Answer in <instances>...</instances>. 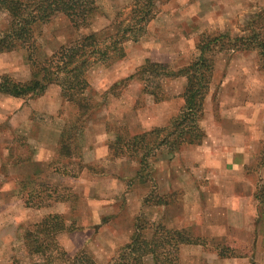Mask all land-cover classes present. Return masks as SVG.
<instances>
[{
    "label": "crops",
    "instance_id": "1",
    "mask_svg": "<svg viewBox=\"0 0 264 264\" xmlns=\"http://www.w3.org/2000/svg\"><path fill=\"white\" fill-rule=\"evenodd\" d=\"M130 48L126 47L128 54ZM140 52L142 54L135 56L138 59L132 67L121 65V70L116 69L119 78L132 74L134 68L147 59L179 65L175 52L163 55L154 54L152 50ZM251 53L256 57L258 55L255 52H239L227 66L220 84L218 120L210 100L205 103V97L200 124L205 131L202 142L183 145L177 152L163 150V154L157 153L159 159L156 158L152 165L157 194L165 196L169 202L151 205V211L160 214L165 227L187 229L194 237L207 242L181 244L176 264H264V205L255 195L257 187L264 185V163H259L264 136V95L256 102L257 106L253 104L250 95L254 68L247 61ZM179 81L180 88L173 93L179 97L173 99L170 91L169 100L154 102L150 99L149 105L139 110L141 112L132 110L126 118L119 114L117 119L128 124L131 130L137 128L131 135L166 126L177 110L173 101L180 99L179 105L183 104L184 80ZM129 82V85H135L134 80ZM259 85L264 93L262 78ZM3 97L17 107L7 120L6 134L10 135L27 122L33 110L56 116L63 104L61 91L52 84L27 104H23L18 97ZM33 127L36 129L33 135L35 154L29 159L7 163L4 172L0 161V235L6 238V234L8 239L11 238L9 228L4 226L13 216H19L22 209L33 212L37 217L35 222L48 214H59L65 221H72L73 216H78L77 209L81 206H75L66 197L46 198L48 204L40 207L25 205V198L20 194L21 183L31 182L33 177L40 176L53 191L56 187L67 189L71 194L84 198L85 206L82 207L90 211L89 215L84 214L93 219V224H99L94 236L104 252L103 257H109L117 247L130 240L135 218L143 209V199L153 189L144 181H139L137 159L110 158L107 148L111 134L107 132L105 122L98 121L83 130L85 146L74 171L69 165L70 160H60L63 159L59 144L61 132L44 122H36ZM4 152L8 153L7 147ZM97 167L101 170L95 171ZM177 188L181 195L175 201L170 196ZM13 202L20 203L15 211ZM96 218L98 222L94 221ZM89 230L91 228H83L71 234L69 245H65L67 251L74 253L83 248L87 244ZM152 232V229L145 230L147 237ZM228 238L250 245L252 253L237 257L219 256L215 247L224 244ZM10 253L11 241L0 240V259ZM96 261L99 262L98 257ZM142 264L155 262L148 254L143 256Z\"/></svg>",
    "mask_w": 264,
    "mask_h": 264
},
{
    "label": "trees",
    "instance_id": "2",
    "mask_svg": "<svg viewBox=\"0 0 264 264\" xmlns=\"http://www.w3.org/2000/svg\"><path fill=\"white\" fill-rule=\"evenodd\" d=\"M98 0H0V17L4 25L0 29V52L15 49L24 50V58L30 67V77L25 81H16L8 74L0 76V93L23 98L38 96L45 92L47 86L56 84L61 95L76 107L74 121L60 129V155L71 158V142L74 132L84 127L85 118L99 105L87 97L89 88L87 72L97 64L108 65L125 56L124 43L137 35L153 18L154 0H132L127 18H116L100 31L79 33L76 38L61 44L50 55L38 60L36 57L40 45L37 37L39 29L52 18L62 15L71 26L79 31L90 26L99 12ZM119 16V15H118ZM248 36L231 37L224 33L202 34L196 49L197 55L187 65L172 70L167 64L145 60L135 71L110 86L125 87L129 81L136 80L143 94L149 95L154 102L166 99L162 89V80L170 77H183L185 80L181 94L183 104L177 115L172 117L164 127H155L137 134L128 135L119 132L114 140H109V150L114 157L121 154L137 159L138 176L148 166V158L160 149L170 153L176 152L183 145L200 144L205 131L200 125L203 118L204 100L208 93L214 71L215 55L223 50L256 49L264 61V37L251 28ZM76 150V145L73 146ZM29 181L21 183L23 190ZM45 185V184H44ZM35 192V190H33ZM28 195L24 199L26 206H44L47 201ZM258 197V196H257ZM143 199V204L164 205L169 201L165 196L155 194ZM66 229L64 218L59 214H48L40 221L34 222L21 234L24 248L30 257L52 262L64 259L71 264H96L94 259L81 250L73 256H67L57 241V235ZM152 229L147 237L145 230ZM181 244H202L187 229H170L162 223L141 222L140 215L135 218L134 232L130 240L119 249L115 264H142L145 255H151L155 264H176L177 252ZM222 246L218 255L226 257ZM245 250V245L241 244ZM229 255V254H228ZM65 260V259H64Z\"/></svg>",
    "mask_w": 264,
    "mask_h": 264
},
{
    "label": "rangeland",
    "instance_id": "3",
    "mask_svg": "<svg viewBox=\"0 0 264 264\" xmlns=\"http://www.w3.org/2000/svg\"><path fill=\"white\" fill-rule=\"evenodd\" d=\"M131 1L132 0H98L97 4L99 12L93 23L87 28L80 29L79 31H76L71 26L69 20L62 15L52 18L39 29L40 34L37 37V42L40 45V49L38 50L36 57L39 58L38 60H42V57L50 55L61 44L76 38L79 33L100 31L107 27L115 17L120 19L127 18ZM152 15L153 18L137 35L136 40L129 39L124 43L125 56L122 59L108 65L97 64L88 70L87 79L89 82V88L86 91V95L94 102V104L98 103L99 105L85 118L83 130L91 124L94 125L98 121H104L107 132L111 134L109 140H114L119 132L131 135V132L137 130V128L131 130L128 124L124 121H119L117 116L121 114L126 118L125 116L132 110L141 112L139 110H143L149 105L148 102L152 98L141 92L140 84L136 80H134L135 85H129V82L125 87L117 85L113 90H110L109 88L116 81L128 76L126 75L119 78L116 69L118 68L121 70V68H123L119 67L121 65H124V67L126 65L132 67L135 60L138 59L135 56L139 57L142 54L140 51L152 50L154 54L162 53L161 55L175 52V59L179 65L173 66L168 65L167 63L165 64H167L172 70H178L195 58L197 55L196 46L199 37L202 34L213 35L224 33L231 37H245L251 33V28H255L260 32V37H264V0H154V7L151 16ZM4 22L3 18L0 17V29H2ZM129 46H131V50H129L128 54L126 47ZM239 52H255L256 55L258 53L256 49L241 48L233 51L223 50L215 55V68L205 103H208V100H210L216 120L219 119V92L221 91L220 84L222 78L225 75L227 66L236 59L234 56ZM24 55L25 53L23 49L0 52V76L8 74L16 81L27 80L30 77V67L25 60ZM250 57L247 59V61H249L248 64L252 65L254 68L252 72V94L250 97L253 98V104L255 105L264 95L262 89L259 87L261 78L264 80V61L260 59L259 55L256 57L251 53ZM144 61L141 64H143ZM138 66L134 68L133 72ZM179 79L184 80L183 77H170L162 80V89L166 96L165 100L170 99V91H172L173 95L174 92L179 90L181 85ZM183 83H185V80ZM52 86L60 90L58 85L52 84ZM47 87L49 88V86ZM3 95L4 94L0 93V161L3 166L2 171L4 172V166L7 163L13 161L18 162L21 159L24 160V158L29 159L35 154L36 147L34 146L36 143L35 139H33V135H35L36 129L33 125H35L36 122L47 123L60 131L63 126H68L71 121H74L76 107L63 98V104L60 106L58 115L56 116L33 110L29 114L27 122L16 128L10 135L9 133L6 134L7 120L9 114L17 107L15 103L6 101V97H3ZM176 95H173V99L179 97ZM35 97L37 96H25L19 99L23 104H27L29 100L34 99ZM173 102L175 103L174 106L177 107V110L172 117L177 115L181 108L179 105L180 99ZM83 130L82 134L81 131L74 132V139L70 145V150L72 149L71 159L66 158L63 155H61L63 159H60L61 157L59 158L64 162L70 160L69 165H71L70 167L74 171L77 169L76 162L81 158L85 146ZM74 145H76L75 151L73 150ZM261 146L262 149L259 163H264V136ZM5 147H7V155L4 152ZM107 149L110 158L129 157L126 154L114 157L113 152L109 150V148ZM162 151L163 150L160 149L156 151L153 156L148 158V166L142 171L143 178H139L141 183L144 181L143 183L150 185L151 189L153 188L148 195V197L151 196L150 201L153 200L155 194H157L155 173H153L151 168L155 159H159V155L156 157L157 153L163 154ZM94 170L99 171L101 169L97 167ZM55 189L56 190L54 191L51 190L50 185L44 183L40 176H35L26 188L21 190L20 194L23 199L30 195L31 199L36 200L38 199V197H35L37 195L36 191L40 190L39 198L42 200L49 197H66L67 199H71L75 206H81L77 209L78 216H73L71 219L72 221L64 220L66 229L57 235L59 245L66 251L67 256H73L77 252L83 250L94 259L96 264H115L114 259L119 249H121L124 244L117 247L109 257H103L104 252L102 251L101 246L97 244L98 240L94 236L97 233L99 224H93V219L89 216H85L84 213L86 212L89 215L90 211L88 209L85 211V208L82 207L85 206L83 202L84 198L79 195L71 194L67 189H58L57 187ZM33 190H35V192H33ZM180 195L181 191L177 188L172 192L170 198L178 201L177 198H180ZM255 195L259 196L261 203L264 205L263 184L257 187ZM17 204L20 203L13 202L12 207L14 211L17 208ZM23 206L26 207L24 204ZM31 208H33V206H31ZM150 208H152V206L149 203L143 204V209H141L139 214L141 222L163 223L160 220V214L154 213ZM36 218L37 217L33 212L24 211L22 209L19 216H13V219L6 223L4 227L9 228L11 238L8 239L5 234L6 238L0 235V240L2 242H7L8 240L11 241V253L10 255L4 256L3 259H0V264H71L70 261H67L66 257H63L65 260L57 259L52 262H47L41 259L38 260L36 256L30 257L27 254L21 240V234L27 227L35 222ZM97 220L98 218L94 219L95 222H98ZM83 228H91V230L87 231V244L74 253L67 251L65 245H69V236ZM92 230H94V233ZM6 233L8 234L7 231ZM202 242L207 244L206 240H203ZM241 244L245 245V250L241 249ZM223 245H228V247L224 249L226 253L225 255H227L226 257H237L239 255L242 256L243 254L250 255L253 251L250 245L228 238L224 244L215 247L217 252ZM96 257H98L99 262L96 261Z\"/></svg>",
    "mask_w": 264,
    "mask_h": 264
}]
</instances>
